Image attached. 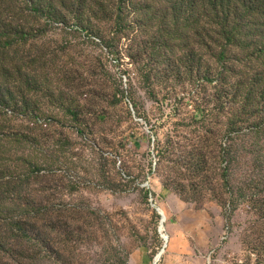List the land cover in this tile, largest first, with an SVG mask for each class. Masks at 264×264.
Listing matches in <instances>:
<instances>
[{"label":"trees","instance_id":"trees-1","mask_svg":"<svg viewBox=\"0 0 264 264\" xmlns=\"http://www.w3.org/2000/svg\"><path fill=\"white\" fill-rule=\"evenodd\" d=\"M136 30L147 35L155 63L147 72L137 68L150 94L169 76L198 82L199 94L214 92L217 114L208 120L209 108H198L209 124L182 163L173 161L169 137L163 144L153 132L164 189L187 202L215 201L226 223L241 204L264 217V0H0V264L52 258L57 240L68 245L82 233L69 223L83 212L53 204L54 118L39 104L45 98L64 106L80 125L81 104L97 85L73 84L58 65L70 46L58 51L44 39L53 31L79 32L115 55Z\"/></svg>","mask_w":264,"mask_h":264},{"label":"rangeland","instance_id":"rangeland-1","mask_svg":"<svg viewBox=\"0 0 264 264\" xmlns=\"http://www.w3.org/2000/svg\"><path fill=\"white\" fill-rule=\"evenodd\" d=\"M147 39L136 30L119 42L115 55L79 32L53 31L44 39L58 51L70 46L58 65L70 72L73 84L96 82L97 88L81 104L86 118L80 125L65 115L64 106L45 98L39 104L54 118L48 134L56 159L53 204L82 211L83 217L69 223L80 228L79 236L68 245L57 240L59 252L35 264H155L161 251L157 264H264L263 215L241 204L226 223L215 201L187 202L164 189L153 132L163 144L169 137L177 149L173 161L182 163L209 124L200 121L198 108H209L208 120L217 111L214 92L199 94L202 86L183 77H167L150 94L137 78V68L147 72L155 66ZM97 113L106 116L104 122L95 121ZM156 207L166 213L165 223Z\"/></svg>","mask_w":264,"mask_h":264},{"label":"water","instance_id":"water-1","mask_svg":"<svg viewBox=\"0 0 264 264\" xmlns=\"http://www.w3.org/2000/svg\"><path fill=\"white\" fill-rule=\"evenodd\" d=\"M156 211L158 212V214L161 216V223H163V220H164V215H163V213H162V211H161V209L159 208V207H156ZM162 252L163 251H161L158 255H157V257H160L161 256V254H162ZM156 257V258H157Z\"/></svg>","mask_w":264,"mask_h":264},{"label":"bare ground","instance_id":"bare-ground-1","mask_svg":"<svg viewBox=\"0 0 264 264\" xmlns=\"http://www.w3.org/2000/svg\"><path fill=\"white\" fill-rule=\"evenodd\" d=\"M159 208H160V207H159ZM160 209H161V208H160ZM161 211H162V213H163V215H164L163 223H165V221H166V215H165V214H166V213H164V211H163L162 209H161ZM163 238H164V240H166V242H167L168 239H169V238H168L167 236H165V235H164ZM162 253H163V252H162ZM161 255H162V254H161ZM159 258H160V257H157V258L155 259V264H157V260H158Z\"/></svg>","mask_w":264,"mask_h":264},{"label":"crops","instance_id":"crops-1","mask_svg":"<svg viewBox=\"0 0 264 264\" xmlns=\"http://www.w3.org/2000/svg\"><path fill=\"white\" fill-rule=\"evenodd\" d=\"M170 239V238H169ZM169 242V241H168Z\"/></svg>","mask_w":264,"mask_h":264}]
</instances>
